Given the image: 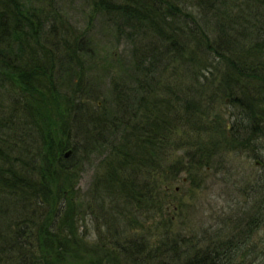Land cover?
<instances>
[{
	"label": "trees",
	"instance_id": "16d2710c",
	"mask_svg": "<svg viewBox=\"0 0 264 264\" xmlns=\"http://www.w3.org/2000/svg\"><path fill=\"white\" fill-rule=\"evenodd\" d=\"M87 3L131 45L118 71L55 0H0V264H264V0ZM234 149L261 162L244 202L176 231L157 175Z\"/></svg>",
	"mask_w": 264,
	"mask_h": 264
},
{
	"label": "rangeland",
	"instance_id": "374dc122",
	"mask_svg": "<svg viewBox=\"0 0 264 264\" xmlns=\"http://www.w3.org/2000/svg\"><path fill=\"white\" fill-rule=\"evenodd\" d=\"M57 6L62 12L68 16L70 21L76 26L90 28L96 51V68H114L118 71L120 65L126 66L130 55L131 45L124 38H118L111 32L110 26L98 14L91 15L90 7L87 0H55ZM90 16L93 17L89 24ZM116 60V61H115ZM108 81V78H107ZM230 105L222 103L220 111L223 114L224 123L227 129L231 128L232 119L228 116ZM237 150L228 151L225 157L226 163L221 169L207 168L193 170L191 172L182 171L176 178L167 176L165 173L157 175L158 184L162 192V200L167 206L169 215L175 222V230L183 231L192 228V223H199L201 220L214 222L215 219L221 217V211L228 210L229 205L234 208L240 206L244 202L245 195L239 189L245 186L242 181L246 175L261 170V166L255 164V158ZM187 156L181 149L172 151V158L177 160ZM94 164L89 166L81 176L80 186L83 192L89 188L93 174L94 165L98 163V159H94ZM200 174V175H199ZM197 177L202 178V182L197 183ZM165 189V190H164ZM239 202V203H236ZM96 222L92 218L87 219V230L89 232V242H95L98 237ZM163 230V228H161ZM103 232V230H102ZM264 233V230L261 232ZM155 235L153 238H157Z\"/></svg>",
	"mask_w": 264,
	"mask_h": 264
},
{
	"label": "water",
	"instance_id": "95a60500",
	"mask_svg": "<svg viewBox=\"0 0 264 264\" xmlns=\"http://www.w3.org/2000/svg\"><path fill=\"white\" fill-rule=\"evenodd\" d=\"M69 152H70V150H67L65 154L68 155ZM255 163H256V164H260L261 162H260L258 159H256V160H255Z\"/></svg>",
	"mask_w": 264,
	"mask_h": 264
}]
</instances>
